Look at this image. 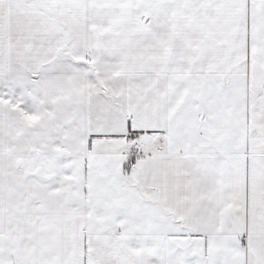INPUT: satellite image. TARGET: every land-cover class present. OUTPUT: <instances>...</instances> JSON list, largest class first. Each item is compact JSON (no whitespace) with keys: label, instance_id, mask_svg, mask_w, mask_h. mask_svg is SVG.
Segmentation results:
<instances>
[{"label":"snow or ice","instance_id":"1","mask_svg":"<svg viewBox=\"0 0 264 264\" xmlns=\"http://www.w3.org/2000/svg\"><path fill=\"white\" fill-rule=\"evenodd\" d=\"M0 264H264V0H0Z\"/></svg>","mask_w":264,"mask_h":264}]
</instances>
